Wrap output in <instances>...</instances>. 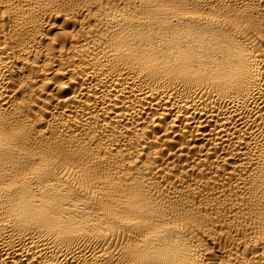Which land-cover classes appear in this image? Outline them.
<instances>
[{"label": "bare ground", "instance_id": "obj_1", "mask_svg": "<svg viewBox=\"0 0 264 264\" xmlns=\"http://www.w3.org/2000/svg\"><path fill=\"white\" fill-rule=\"evenodd\" d=\"M0 264H264V0H0Z\"/></svg>", "mask_w": 264, "mask_h": 264}]
</instances>
